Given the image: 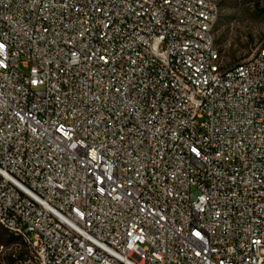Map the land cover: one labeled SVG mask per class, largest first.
<instances>
[{"label":"built area","instance_id":"built-area-1","mask_svg":"<svg viewBox=\"0 0 264 264\" xmlns=\"http://www.w3.org/2000/svg\"><path fill=\"white\" fill-rule=\"evenodd\" d=\"M221 0H0V226L16 264H264V48Z\"/></svg>","mask_w":264,"mask_h":264},{"label":"rangeland","instance_id":"rangeland-1","mask_svg":"<svg viewBox=\"0 0 264 264\" xmlns=\"http://www.w3.org/2000/svg\"><path fill=\"white\" fill-rule=\"evenodd\" d=\"M216 43L228 66L264 48V0H221ZM24 250V246L0 226V264H16Z\"/></svg>","mask_w":264,"mask_h":264},{"label":"trees","instance_id":"trees-1","mask_svg":"<svg viewBox=\"0 0 264 264\" xmlns=\"http://www.w3.org/2000/svg\"><path fill=\"white\" fill-rule=\"evenodd\" d=\"M5 231H7L6 229H5ZM8 232V231H7ZM12 235V234H11ZM12 239L13 240H18L19 241V238L17 237V236H14V235H12ZM16 243H18V242H16Z\"/></svg>","mask_w":264,"mask_h":264}]
</instances>
